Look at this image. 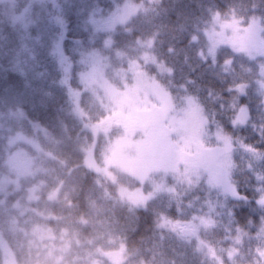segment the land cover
<instances>
[{
	"label": "trees",
	"instance_id": "trees-1",
	"mask_svg": "<svg viewBox=\"0 0 264 264\" xmlns=\"http://www.w3.org/2000/svg\"><path fill=\"white\" fill-rule=\"evenodd\" d=\"M135 1L127 24L112 20L125 0L0 1V232L18 264H115L104 251L122 244L121 264H218L203 241L225 264H264V54L207 38L221 22L258 16L264 39V0ZM147 81L170 92L179 118L193 99L206 132L231 135L218 163L244 197L185 163L150 173L154 196L139 207L85 165L112 138L90 124L128 111ZM243 105L249 121L234 126ZM18 152L32 161L26 172ZM118 179L141 184L124 171ZM190 222L201 224L192 238L181 227Z\"/></svg>",
	"mask_w": 264,
	"mask_h": 264
},
{
	"label": "rangeland",
	"instance_id": "rangeland-1",
	"mask_svg": "<svg viewBox=\"0 0 264 264\" xmlns=\"http://www.w3.org/2000/svg\"><path fill=\"white\" fill-rule=\"evenodd\" d=\"M141 6V2L125 0L121 12L112 20L127 24ZM262 31L260 20L255 16L248 26L240 25L236 20L221 22L218 27L207 33V38L211 47L220 44L230 45L250 56H256L264 54ZM158 64L159 67L164 66V63ZM147 83L150 92L141 94L138 99L131 102L134 105L128 111L90 124L96 137L101 131H105L111 133L112 138L102 160L98 161L93 152H88L85 165L117 183L121 197L139 207L146 206L148 199L154 196V193L147 191L144 186L150 173L157 170H175L185 163L204 167L209 176L221 184L232 197H244L236 192L226 168L218 163V158L232 146L231 135L221 128L214 134L206 132L204 127L208 123V118L199 110L193 99H185L186 106L183 107L179 118L175 111L172 112L174 98L170 92L156 82ZM245 86H240L241 91L245 90ZM155 111L157 113H154ZM249 116L248 107L243 105L234 118L233 125H245L249 121ZM27 140L35 143L31 139ZM14 162L20 172L28 171L32 163L20 152L15 156ZM119 171L134 176L141 184L131 187L119 183ZM57 192L58 188L52 191L51 196H55ZM256 201L264 205V194ZM162 225L167 226L165 223ZM181 227L192 238L199 235L201 224L190 222L182 224ZM199 246L202 251L214 257L218 264H225L206 242L203 241ZM0 250L2 264H18L1 232ZM104 253L113 263L121 264L126 257V245L122 244L118 250H105Z\"/></svg>",
	"mask_w": 264,
	"mask_h": 264
}]
</instances>
